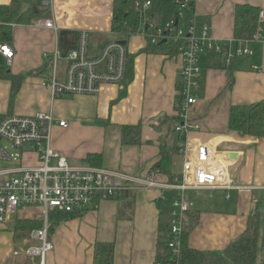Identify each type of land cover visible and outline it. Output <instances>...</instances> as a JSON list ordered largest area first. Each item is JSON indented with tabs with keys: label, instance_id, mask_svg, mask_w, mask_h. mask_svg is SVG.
<instances>
[{
	"label": "crops",
	"instance_id": "1",
	"mask_svg": "<svg viewBox=\"0 0 264 264\" xmlns=\"http://www.w3.org/2000/svg\"><path fill=\"white\" fill-rule=\"evenodd\" d=\"M9 3L10 0H0V5ZM112 3L113 0H52L47 19L54 22L56 30L33 25L44 18L28 25L13 24L9 43L13 57L10 64L0 59L10 68L4 73L25 76L12 100L11 83L0 80V116L29 117L51 112L55 120L67 123L66 128L53 126L51 145L66 158L69 166L95 167L85 159L89 154L97 155L101 162L95 168L137 178L153 171L159 159L160 144L176 149L178 140L171 132L170 121L175 116L174 98L179 86V81L176 83L181 63L178 55L143 53L148 43L143 34L137 33L126 43L133 78L124 90L122 86L103 85L96 96L65 95L51 100L49 88L42 86L43 79L51 72L50 62L44 61L43 56L56 50L60 53L57 76L62 79L66 68L64 56L76 47L81 31L89 34V55L99 53L110 37ZM237 5L256 7L259 14H263L260 20L258 16L257 28L264 39V0H198L194 11L208 24L214 40L234 41ZM251 60L254 62L245 65L237 59L231 67L225 68L221 59L212 54L199 57L202 88L189 112V119L199 129L186 138L187 158L193 156L200 144H208L211 150L215 147L226 159L233 185L252 189L232 190L229 198L222 190L190 191L198 195L191 209L198 221L188 238L189 247L196 250L220 254L245 229L252 200L262 206L264 138L241 136L227 128L231 106L264 100V44L256 46ZM45 65L48 67L46 75H26ZM253 65L260 70L253 71ZM137 125L140 126V144L123 145L121 128ZM21 153V165H36L38 158L29 149ZM184 160L183 155L173 152L170 166L173 178L182 175ZM154 172L158 184L170 183L166 175ZM176 193L158 187L95 199L92 208L55 224L50 234L53 250L46 256L45 263L92 264L94 243L111 242L114 244L113 264H152L157 242L165 236ZM18 213L14 216L16 221L30 223L39 209L28 208ZM186 223H191L189 216ZM261 250L264 252V248ZM25 258L37 264L36 260Z\"/></svg>",
	"mask_w": 264,
	"mask_h": 264
},
{
	"label": "built area",
	"instance_id": "2",
	"mask_svg": "<svg viewBox=\"0 0 264 264\" xmlns=\"http://www.w3.org/2000/svg\"><path fill=\"white\" fill-rule=\"evenodd\" d=\"M38 3L50 9L52 0H25ZM198 0H178L177 19L172 18L156 24L146 20L150 2L137 4L135 12L141 16L139 32L147 43L158 45L162 40L178 44L177 55L180 58L178 99L175 105V116L178 123L175 135L178 143L176 152L183 155L180 180L160 185L155 181V172L150 171L143 177L133 178L117 171L103 168L69 166L66 158L53 150L51 131L54 125L66 128L67 123L57 121L51 112L36 113L33 116H0V225L8 223L9 216H15L19 209L38 208L39 213L30 222L33 227L28 235L20 239L21 247L13 251L14 256H23L37 260V264H46V256L52 252L50 240V215L55 212L82 213L94 206L95 199H107L122 196L129 191L149 190L162 187L179 192L180 198L172 200L168 219V247L178 254L182 227L186 221L185 214L193 207V202L184 195L186 191L239 192L252 188L235 186L229 173L226 159L208 144H200L192 157L187 158V136L199 129L189 119V112L198 100L201 91V68L199 57L212 54L221 59L225 68L231 67L237 59L252 58L254 45L264 44L260 36V28L256 29L251 41H216L209 31L206 22H199L194 11ZM259 14V20L263 18ZM190 16V18H188ZM188 18V20H186ZM36 27L56 30L51 19L34 22ZM14 25H12L13 27ZM89 34L79 33L76 47L64 56L66 68L62 79L57 76V64L61 59L56 50L50 55L45 54L44 60L50 62L51 72L43 79L42 86L50 90L51 100L72 96H96L103 85L122 86L125 80L128 52L126 46L115 40L106 41L99 53L89 55ZM14 51L9 43L0 44V57L8 64ZM258 71L257 66H251ZM8 142L20 150L29 149L38 158L33 167H24L20 160L13 157L2 145ZM213 152V154L211 153ZM219 155V156H217ZM264 192V183L261 186ZM259 202L252 200L251 214L257 211ZM264 205V201L261 203ZM22 221H14L13 227L23 225Z\"/></svg>",
	"mask_w": 264,
	"mask_h": 264
},
{
	"label": "trees",
	"instance_id": "3",
	"mask_svg": "<svg viewBox=\"0 0 264 264\" xmlns=\"http://www.w3.org/2000/svg\"><path fill=\"white\" fill-rule=\"evenodd\" d=\"M143 1L150 2V8L146 13V20L156 24L166 20L177 19L178 0H113L112 3V26L111 39L127 43L128 39L137 34L142 23L140 15L135 13V3ZM259 9L250 5H237L234 9V29L233 37L236 40L251 41L257 29ZM47 9L38 3H29L25 0H10L8 5H0V44L11 43L12 25H28L32 21L48 18ZM190 18V16L188 17ZM188 18L186 20H188ZM199 22H203L198 17ZM108 38L107 40H109ZM106 40V41H107ZM258 45H254L256 48ZM143 53H155L166 55H177L178 44L166 42L164 44L152 46L147 45ZM223 65V63H222ZM229 68V67H228ZM260 68L258 67V71ZM48 67L35 70L26 75H46ZM25 76V75H24ZM24 76H13L7 73L0 74V80H8L11 83L12 100ZM133 78L132 59L127 56L125 80L122 84L123 90L131 83ZM124 91L120 93L123 96ZM171 132L175 133L178 123L177 116L170 121ZM228 130L241 136L251 138L264 137V100L248 105H233L228 111ZM121 143L123 145L137 146L140 144V126H123L121 128ZM174 148L166 146L165 143L159 145V159L153 165V171H159L166 175L170 183L174 178L170 173L171 159ZM92 166H100L101 158L97 155L89 154L85 159ZM181 177V176H180ZM180 177L178 179L180 180ZM78 212H55L50 215L51 234L55 224L80 215ZM190 217V224L186 221L182 227L178 254L168 247V228H165V236L156 245V252L152 264H258V253L264 248V205L258 206L254 214L247 218L246 227L237 239L230 242L220 253L215 254L209 251H200L189 247V235L198 221L196 214L190 210L185 214ZM168 225V224H167ZM262 228V238L259 237V230ZM30 223L24 222L23 225L11 231L12 239L20 240L28 237L31 229ZM114 244L111 242H95L93 245L92 264H113ZM264 264V262L262 263Z\"/></svg>",
	"mask_w": 264,
	"mask_h": 264
},
{
	"label": "rangeland",
	"instance_id": "4",
	"mask_svg": "<svg viewBox=\"0 0 264 264\" xmlns=\"http://www.w3.org/2000/svg\"><path fill=\"white\" fill-rule=\"evenodd\" d=\"M145 2L146 1H143L142 3H145ZM137 4H141V3H139V2L135 3V7H137ZM135 7H134V11H135ZM46 19L47 18H44V20H46ZM138 33H140L139 30H138ZM110 37H111V34H110ZM109 40H113V39L110 38ZM109 40H107V41H109ZM117 42L120 43L121 41H117ZM44 61H46V60H44ZM242 62L245 65H249L250 63L254 62V60H251V58H248V59H243ZM59 69H60V65H58V67H57L58 75H59ZM7 70H10L9 66H6L5 61L0 59V73H4ZM178 81H180L179 73H178L177 78H176V83H178ZM176 93H177V90H176ZM177 99H178V94L175 95L174 102H177ZM263 138H258V139H263ZM2 145L4 147H6L7 151L13 157H16V155H18V157L16 158L17 160H19L21 158L22 153L20 152V150H17L16 148L12 147L6 141H3ZM0 167H1V164H0ZM176 178H178V177H176ZM174 180H175V178H174ZM176 194L177 195H175V198L173 200H178L180 198L181 194L179 192H177ZM184 195L187 196L189 198V200L192 201V202H193L194 199H196L198 197L197 193L190 192V191H186L184 193ZM260 198H261L260 199L261 202H263L264 198L263 197H260ZM171 207H172V203H171ZM20 210H22V209H19L18 212ZM18 214L19 213H17V215ZM14 221H15V218L12 215V216L8 217V223L6 224V226L5 225H2V226L0 225V263L4 262V263H7V264L8 263H12V264H28L29 263V264H31L30 261L22 255V253H20L18 256H14L13 255V251H18L19 248L21 247L20 240H14L10 236V231H12L14 229L13 225H12ZM262 231L263 230L260 227V230H259V237L260 238H262ZM261 261H264V252L260 249L259 253H258V264H260Z\"/></svg>",
	"mask_w": 264,
	"mask_h": 264
},
{
	"label": "water",
	"instance_id": "5",
	"mask_svg": "<svg viewBox=\"0 0 264 264\" xmlns=\"http://www.w3.org/2000/svg\"><path fill=\"white\" fill-rule=\"evenodd\" d=\"M164 43H165V40H162V41L159 43V45H160V44H164ZM120 44L123 45V46L126 45L125 42H120Z\"/></svg>",
	"mask_w": 264,
	"mask_h": 264
},
{
	"label": "bare ground",
	"instance_id": "6",
	"mask_svg": "<svg viewBox=\"0 0 264 264\" xmlns=\"http://www.w3.org/2000/svg\"><path fill=\"white\" fill-rule=\"evenodd\" d=\"M98 94V93H97Z\"/></svg>",
	"mask_w": 264,
	"mask_h": 264
}]
</instances>
